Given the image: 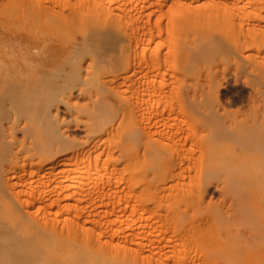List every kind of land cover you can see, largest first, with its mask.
<instances>
[{
  "label": "rangeland",
  "instance_id": "374dc122",
  "mask_svg": "<svg viewBox=\"0 0 264 264\" xmlns=\"http://www.w3.org/2000/svg\"><path fill=\"white\" fill-rule=\"evenodd\" d=\"M263 175L264 0H0V264H264Z\"/></svg>",
  "mask_w": 264,
  "mask_h": 264
},
{
  "label": "bare ground",
  "instance_id": "6f19581e",
  "mask_svg": "<svg viewBox=\"0 0 264 264\" xmlns=\"http://www.w3.org/2000/svg\"><path fill=\"white\" fill-rule=\"evenodd\" d=\"M254 170L256 171V169H254ZM260 170H261V169L257 170V173H259ZM255 171H254V172H255ZM258 171H259V172H258ZM259 174H260V173H259ZM263 177H264V175H263ZM260 179H262V178H260ZM260 179H259V180H260ZM263 179H264V178H263ZM262 181H263V180H262ZM261 183L263 184V182H261ZM258 185H259V188H261V187H260L261 184L258 183ZM263 185H264V184H263ZM262 187H264V186H262ZM261 189H263V188H261ZM263 191H264V190H263ZM262 212H264V211H262ZM254 218H255V216H254ZM254 218H253V219H254ZM257 218H258V217H257ZM262 219H263V218H262ZM262 219H261V220H262ZM256 220H257V219H256ZM263 220H264V219H263ZM263 222H264V221H263ZM259 225H260V224H259ZM262 225H264V224H262ZM0 239H1V238H0ZM2 241H3V239H2ZM262 241H264V240H262ZM262 241H260V242L262 243ZM0 242H1V240H0ZM2 243H3V242H2ZM0 244H1V243H0ZM262 244H263V243H262ZM262 244H261L260 246H263V245H264V244H263V245H262ZM229 245H230V244H229ZM77 246H78V245H77ZM81 248H82V246H81L79 249H81ZM83 248H84V247H83ZM83 248H82V249H83ZM87 248H88V246L86 247V249H87ZM90 248H91V247H90ZM257 248H258V247H257ZM88 249H89V248H88ZM229 250H230V249H229ZM81 251H82V250H81ZM93 252H94V251H93ZM230 252H231V251H230ZM19 253H20V252H19ZM0 254H1V253H0ZM3 254H4V253H3ZM93 254L95 255V252H94ZM97 254H98V253H96V255H97ZM1 255H2V254H1ZM1 255H0V257H1ZM90 255H91V254H90ZM90 255H89V256H90ZM94 255H92V256H93V257H96V256H94ZM2 256H3V255H2ZM34 256H35V255H34ZM67 256H68V255H66V258H64V256L61 255L60 258H61V259L64 258L65 260L67 259V261H68V257H69V256H68V257H67ZM58 258H59V257H58ZM98 258H99V257H98ZM3 259H4V257H3ZM64 259H63V261H64ZM73 259H74V258H73ZM95 259H96V258H95ZM95 259H94V260H95ZM4 260H5V259H4ZM61 261H62V260H61ZM70 261H73V260L70 259ZM21 262H22V261H21ZM63 263H65V261H64ZM69 263H70V264H74L73 262H72V263H71V262H68V264H69Z\"/></svg>",
  "mask_w": 264,
  "mask_h": 264
}]
</instances>
